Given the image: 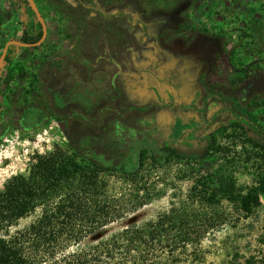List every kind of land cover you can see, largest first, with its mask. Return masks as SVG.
<instances>
[{"label":"rangeland","instance_id":"374dc122","mask_svg":"<svg viewBox=\"0 0 264 264\" xmlns=\"http://www.w3.org/2000/svg\"><path fill=\"white\" fill-rule=\"evenodd\" d=\"M34 1L45 21L46 37L39 45L27 49L13 46L9 61H4L0 69V189L12 176L27 175L37 154H45L54 146L72 152L63 133L65 121L54 119L61 114L56 112L61 109V96L53 89L49 101L44 89L50 79H54V88L68 83L69 77L79 79V67L83 66L86 83L91 81L93 87L97 80L106 95L118 88L120 94L100 108L90 105L85 110L79 107L70 110L71 114H77L80 124H100L121 110L132 124L135 116L153 117L159 128L151 142L137 140L139 148L149 144L157 149L159 141L168 137L179 140L181 130L193 124L198 125L196 135L207 132L225 148L224 152H210L200 160L172 155L164 164H155L145 148L140 176L148 188L147 201L110 223L112 230L107 234L135 222L155 220L172 207H184L194 211L199 219L208 214L212 226L201 231L199 243L188 245L179 261L167 262L165 254L164 264H264L263 196L261 204L247 216L226 199L206 204L190 196L199 174L231 175L243 187L256 181L259 150L246 142L239 128H222L220 122L226 118L222 112L215 119L210 117L231 103L226 96H233L243 107L264 100V0H218L206 12L202 10L208 0H188L189 4L184 0H154L158 8L151 7L149 0H141L144 13L131 10V2L120 1L107 10L114 19L98 17L99 25H89L94 35L84 38H79L82 33H76L88 27L84 19L79 21L85 25L72 24L70 16L59 12L57 7L49 8L52 0ZM65 1L69 5L74 2ZM87 6L93 10L90 2ZM71 13L73 16L77 12ZM39 25L27 1L0 0V53L7 40L18 39L24 28L36 32ZM133 55L136 64H127ZM110 57L124 65L125 74H118L115 79L118 88L112 83L111 72L117 67L107 61ZM133 67L137 74L131 77ZM142 70L149 72L148 82V78L145 81L139 78ZM160 81L177 90L171 100L178 99L185 105L182 115L177 106L170 110L163 104ZM143 82L145 88L133 93V88ZM48 101L46 111L50 115L35 127L26 128L20 117L29 114L28 120L33 123L35 114L44 110L42 106ZM192 107L193 112L189 110ZM251 109L264 125V105ZM101 176L108 180L110 194L118 199L128 196V202L131 201L133 185L124 181L119 171ZM125 200L122 199V205ZM37 213L38 209L21 218L16 227L28 224Z\"/></svg>","mask_w":264,"mask_h":264},{"label":"trees","instance_id":"16d2710c","mask_svg":"<svg viewBox=\"0 0 264 264\" xmlns=\"http://www.w3.org/2000/svg\"><path fill=\"white\" fill-rule=\"evenodd\" d=\"M52 1L49 8L57 7L59 12L70 16L72 24L80 25L82 22L79 18L84 19L88 27L77 30V35L82 33L79 38L94 35L93 27L89 25L97 24V12H108L115 3L131 2V10L136 12L138 9L142 13L145 10L141 0H74L72 5L65 0ZM184 1L189 4L188 0ZM217 1L208 0L202 11H208ZM88 2L93 10H88ZM150 2L151 7L158 8L154 0ZM91 11L95 13L91 15ZM71 12L77 13L72 16ZM41 36L39 25L36 32L24 28L18 39L33 43ZM13 46L8 48L5 57L7 62ZM116 47L114 49L120 48L119 45ZM95 83L93 87L91 81L86 83V108L90 105L94 109L100 108L116 97L112 93L106 95V91L104 93L99 88L97 80ZM1 92L0 85V97ZM44 92L47 97L50 96V101L52 94H47L46 88ZM226 98L231 103L224 109L216 110L210 119H215L222 112V115H226L220 122L222 128H239L246 142L259 150L256 154L259 159L256 181L243 187L231 175L199 174L194 180L190 196L198 197L206 204L226 199L247 216L261 204V196L264 197V125L251 109L264 105V100L254 101L251 107H243L233 96ZM42 107L44 110L40 111L39 119L50 115L47 108ZM189 110L193 112L194 108ZM120 111L96 125L92 122L80 124L78 117L72 118L63 127L71 153L54 146L53 150L36 155L27 175L16 174L4 183L0 189V264H164L165 254L168 256L167 262H177L186 254L188 245L199 243L197 238L201 231L212 226L210 216L204 214L199 219L194 211L189 212L184 207H172L159 214L155 220L135 222L107 234L112 230L108 226L110 223L124 216L125 212L134 211L146 203L149 195L146 183L141 181L140 176L144 150L137 144V140L141 141L144 137L142 129L146 126L140 124L142 117L135 116L133 140L129 141L119 130L127 131L130 128V118L123 117ZM93 124L98 127V131L93 128ZM180 136L175 144L163 140L162 151H158V147L153 149L151 158L155 164H164L172 155L200 160L210 152H224L225 149L207 132L195 135L193 130H183ZM108 171H119L124 181L133 185L130 202L128 196H123L122 199L126 200L125 205H122V199L110 194L108 180L101 176ZM37 209L38 213L31 222L16 227L21 218Z\"/></svg>","mask_w":264,"mask_h":264},{"label":"flooded vegetation","instance_id":"af4514ba","mask_svg":"<svg viewBox=\"0 0 264 264\" xmlns=\"http://www.w3.org/2000/svg\"><path fill=\"white\" fill-rule=\"evenodd\" d=\"M112 8V7H111ZM99 15L98 17L101 18V19H114V15L113 13L110 14V12H97ZM115 13V12H114ZM118 16V15H117ZM40 24V23H39ZM41 26V25H40ZM42 29V28H41ZM133 49H135L136 47H132ZM137 49H140V47H137ZM115 53H117L116 51L117 50H113ZM113 52V53H114ZM135 55H133L131 57V59H129L130 61L127 62L130 63V64H136V59L137 58H134ZM85 59V58H84ZM107 61H109L111 63L112 66H116L117 69L112 71L111 72V75H112V83H114V87L118 88L116 86V83H115V79L117 77L118 74H121V75H124L125 74V70H124V65L123 63H119L117 62L113 57H110L107 59ZM135 67L132 68V72H131V77L134 75V74H137L136 70H134ZM85 70L86 68H84L83 66L79 67V71H81V76L79 77V79L76 78V76H73V77H69V82L68 83H64L60 86V88H54V79H50L48 81V86H47V90H48V93L50 94V91L51 90H55L56 94L58 93L60 96H61V99L59 100V103L61 104L60 106V110L59 112H61L60 114V118L57 119L59 122L61 120H64L66 124L69 123V121H71L72 118L76 117L77 114H71L70 110L74 111L75 109H77L79 107V110H85L86 109V81L83 79V75L85 74ZM129 72V73H130ZM140 72V71H139ZM138 72V73H139ZM142 75L139 76V78L141 79V81H145L148 77L147 75L149 74V72H145L144 70H142ZM149 81V78L147 79V82ZM160 88H159V93L161 96H163L164 98V105L166 106V108L168 109H172L174 106H177L178 109H181L178 110L180 115H182V110L185 109V105H182L180 100H176V101H172V95L173 94H177V90H174L173 88H171L168 84H165L163 82L160 81ZM141 87L143 88L144 87V82L142 84V86L140 87H135L133 88V93H137ZM112 88V86H111ZM145 88V87H144ZM61 91L62 94L58 91ZM111 91V89H109ZM117 91L114 90V93L112 94H115L116 97L118 95V89H116ZM109 91V92H110ZM119 96V95H118ZM116 97L114 99H112L111 102H113ZM50 104L48 102H46L44 104V107L46 108H49ZM64 115V119L61 115ZM69 114V115H68ZM116 114H114L115 116ZM23 122L26 124V128L30 129V128H33L35 127L37 124H39L40 121L44 120V118L42 119H39L40 118V115H39V112L35 114V120L34 122H29V114L26 115V117L24 115H22L20 117ZM53 119V117H52ZM55 119V118H54ZM197 121V120H195ZM144 124L146 126V128L142 129L141 126L140 128L143 130V134H144V137L141 139V141H145V140H149L151 142V140L153 139V137L158 134V131H159V128L156 126L155 122H154V118L153 117H149V118H146V117H142V119H140V124ZM149 124L153 125V127H147ZM198 125L196 124H193V126L191 127H186V128H183L181 131L183 130H189V131H194L195 135H196V132H197V127ZM202 130V129H201ZM119 133L120 134H124V137L126 139H129L130 140H133V136L134 133H133V124L131 123L130 124V128H127V131H124V130H119ZM209 134V133H208ZM180 135V133H179ZM202 135V134H200ZM65 136V135H64ZM165 141H171L173 144L177 143L179 140L176 138H169L168 139H164ZM132 142V141H131ZM162 141H159V143L157 144V147H158V151H162ZM145 148L148 149L150 151V153L153 151V148L151 147V145L147 144L145 145ZM144 147L140 148L142 149V151L145 149ZM161 149V150H160ZM151 155V154H150ZM104 157H107L106 155H104Z\"/></svg>","mask_w":264,"mask_h":264},{"label":"water","instance_id":"95a60500","mask_svg":"<svg viewBox=\"0 0 264 264\" xmlns=\"http://www.w3.org/2000/svg\"><path fill=\"white\" fill-rule=\"evenodd\" d=\"M32 7V10L38 20V22L41 25L42 28V36L33 43H29V42H23L19 39H10L7 40L2 48V51L0 53V69L2 67L3 62L5 61V57L7 55V51L10 45H18V46H24V47H31V46H35V45H39L46 37V33H47V29H46V24L44 21V18L42 17L36 3L34 0H26Z\"/></svg>","mask_w":264,"mask_h":264}]
</instances>
